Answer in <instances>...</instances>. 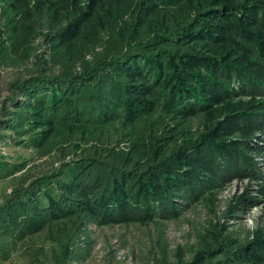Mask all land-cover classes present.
Segmentation results:
<instances>
[{"label":"trees","instance_id":"1","mask_svg":"<svg viewBox=\"0 0 264 264\" xmlns=\"http://www.w3.org/2000/svg\"><path fill=\"white\" fill-rule=\"evenodd\" d=\"M1 1L20 72L0 102V264L81 263L113 224L156 229L148 264H264V228L229 225L241 198L214 211L222 183L257 180L264 0ZM196 206L214 218L170 251L164 225Z\"/></svg>","mask_w":264,"mask_h":264},{"label":"rangeland","instance_id":"2","mask_svg":"<svg viewBox=\"0 0 264 264\" xmlns=\"http://www.w3.org/2000/svg\"><path fill=\"white\" fill-rule=\"evenodd\" d=\"M2 10V1L0 0V29L4 23ZM6 53L7 50L4 52V56H1L0 53V102L7 95L6 84L16 79L20 72L19 68L7 60ZM257 99L261 98L257 97ZM255 137L253 141L260 150V153L252 154L256 164L257 180L234 177L222 183V187L216 192L218 200L214 209L216 217L223 212L228 201L232 198H241L235 208L237 215L229 223V225L233 224L232 230L235 234H241L240 237L244 236L245 231H252L256 227L264 228V197L260 191L261 188H264V131L257 132ZM1 151L13 153L12 149L1 148ZM1 187L4 185L0 183ZM213 218V214L206 212L203 207L196 206L186 211L178 221L166 223L163 232L168 249L174 251L178 246L184 247L187 242H193L192 230L197 228L196 225L199 226L203 221ZM90 231L93 233L90 256L81 263L72 264H148L152 258L151 249L157 250L154 245L157 233L152 226L136 227L113 224L99 228L90 226Z\"/></svg>","mask_w":264,"mask_h":264}]
</instances>
